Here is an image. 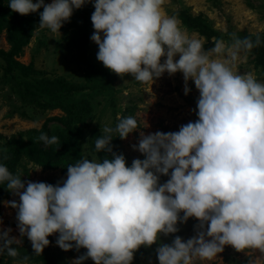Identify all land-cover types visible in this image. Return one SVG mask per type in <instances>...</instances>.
Listing matches in <instances>:
<instances>
[{"label": "clouds", "instance_id": "9594fccd", "mask_svg": "<svg viewBox=\"0 0 264 264\" xmlns=\"http://www.w3.org/2000/svg\"><path fill=\"white\" fill-rule=\"evenodd\" d=\"M87 3L94 7L90 39L98 45V61L139 82L182 73L184 94L191 91L189 81L198 90V118L177 131H140L132 148L143 159L129 165L113 150V134L126 139L140 127L135 117H122L94 142L97 152L110 157L69 164L66 179L55 185L23 181L0 163V185L19 197L6 203L16 209L20 234L0 228V256L18 257L25 236L39 256L58 233L62 250L86 249L72 264L89 258L94 264H132L137 249L177 233L189 218L197 221L195 234L160 242L158 264L211 261L226 245L264 254V80L233 71L261 37L233 33L230 43L216 39L205 48L204 38L190 36L176 16L165 13V0H8L21 15L43 8L39 27L52 33ZM39 139L58 143L55 135L41 133ZM7 159V149L0 148V160ZM28 261L25 255L18 264Z\"/></svg>", "mask_w": 264, "mask_h": 264}, {"label": "rangeland", "instance_id": "374dc122", "mask_svg": "<svg viewBox=\"0 0 264 264\" xmlns=\"http://www.w3.org/2000/svg\"><path fill=\"white\" fill-rule=\"evenodd\" d=\"M163 9L167 15L176 16L190 36L204 38L205 48L212 47L216 39L230 43L233 33L240 37L259 35L264 39V0H165ZM39 11L43 8L21 15L8 6V0H0V50L12 52V59L19 64L8 70L0 57V148L8 150L16 140L34 143L46 124L50 137H58V143L50 145L55 153L72 143L76 131L81 134V151L64 164L49 168L23 156L13 171L21 174L23 181L62 183L69 164L81 158L99 159L93 149L95 139L103 134L104 127L114 128L122 117H135L140 127L126 139L113 134V150L123 153L129 165L134 158L143 159L132 148L138 142L140 131L145 134L177 131L181 125L198 118L195 112L198 90L189 81L191 91L184 94L182 73L165 72L153 82H139L130 74L114 73L98 61V45L90 39L94 32L90 19L94 11L92 3L74 10L60 33L39 27ZM181 11L201 17L216 30L215 34L206 37L188 26L179 14ZM233 71L252 72L264 80L261 63L250 51L242 54ZM167 178L161 177V182ZM11 200L19 202V197L0 185V228L11 227L10 235L19 237L16 209L6 203ZM196 223L195 218H189L186 223L178 224L177 233L161 236L151 246H141L134 252L132 264H158L155 251L158 244L170 243L175 235L184 239L191 237ZM57 236L58 233L48 237L50 244L41 254L72 264L81 255L80 250H62L55 243ZM21 239L19 256L2 255L0 264H18L25 255H29L27 264H45L32 259L31 242L26 236ZM249 261L264 264V254L251 249L237 251L226 245L213 260H197L194 264H249Z\"/></svg>", "mask_w": 264, "mask_h": 264}, {"label": "trees", "instance_id": "16d2710c", "mask_svg": "<svg viewBox=\"0 0 264 264\" xmlns=\"http://www.w3.org/2000/svg\"><path fill=\"white\" fill-rule=\"evenodd\" d=\"M179 14L188 26L196 29L200 34L206 37H211V35L215 34L216 30L213 29L201 17L194 16L186 11H181ZM255 38L256 36L252 37L253 40H255ZM250 52L257 55V58L261 63L262 69L264 70V39L261 38V44L257 47H254L252 50H250ZM0 57L5 60L8 70H11L16 65L19 66V64L12 59V52H4L3 50H0ZM73 89L78 90L77 87H73ZM32 96L34 97V95ZM42 133H45L50 137V131L46 124ZM73 135L74 140L72 141V143L69 144L68 147H66L60 153H55L50 145H45L44 142L41 141L39 138L34 143H28L22 140L13 141L8 146V159L0 160V163H4L9 168V170L13 172L17 162L23 156H26L45 168L58 167L64 164L68 158L72 156H78L80 154L81 134L79 131H76L73 132ZM93 149L99 159H102L106 155V153H103L102 151L97 152L95 149V144L93 145ZM85 251L86 249H80L81 254ZM32 259L41 260L45 264H69L67 262L58 261L53 256L47 254H41L39 256L33 255ZM84 264H94V261L89 258L84 261Z\"/></svg>", "mask_w": 264, "mask_h": 264}]
</instances>
